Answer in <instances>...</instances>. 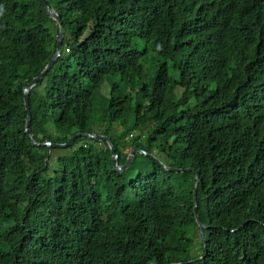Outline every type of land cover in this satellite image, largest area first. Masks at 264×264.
I'll list each match as a JSON object with an SVG mask.
<instances>
[{
  "label": "trees",
  "instance_id": "1",
  "mask_svg": "<svg viewBox=\"0 0 264 264\" xmlns=\"http://www.w3.org/2000/svg\"><path fill=\"white\" fill-rule=\"evenodd\" d=\"M48 3L65 39L31 91L35 141L98 132L120 164L137 146L196 171L34 143L23 88L60 29L41 0H0V264H264V0Z\"/></svg>",
  "mask_w": 264,
  "mask_h": 264
},
{
  "label": "water",
  "instance_id": "2",
  "mask_svg": "<svg viewBox=\"0 0 264 264\" xmlns=\"http://www.w3.org/2000/svg\"><path fill=\"white\" fill-rule=\"evenodd\" d=\"M41 2L44 5V8L47 10L48 14L58 23L59 25V29H60V34H59V38L57 41V49L56 52L54 53L53 57L50 59V61L46 64L45 68L37 75L33 78V80L27 84L26 86H24L23 91H24V103H25V107L27 109V120H26V129L25 131L29 134V127H30V122L32 119V114H31V106H30V96H31V91L32 88L40 81L44 78L45 74L54 66L55 62L58 60V58L61 56L62 54V49H63V43H64V39H65V27L63 24V20L62 17L58 14L57 11H55L48 3V0H41ZM32 141L38 145H49L51 147L54 148H66L69 147L71 144H73V142L76 140V138L78 137H89L95 140H99V141H106L111 149V153H112V163H113V168L116 171H122L126 168L129 167V165L131 164L134 156L136 153H143L149 157H151L152 159H154L155 161H157L159 164H162L164 168H166L169 171H175V172H180V171H196L193 167H187V168H178V167H173V166H168L167 164L163 163L159 158H157L154 154L147 152L146 150L139 148V147H134L130 152L129 155L127 157V160L125 162V164H120L119 163V154L116 151V147L114 142L112 141V139L105 134H101L98 132H89V131H80L75 133L74 135H72L67 142H52V141H47L44 143H40L35 141V139L33 138V136L31 134H29ZM196 177H197V181H196V185H195V189H194V212H195V218L198 222V225L200 227V231L202 234V238H203V244L205 249L207 250V239H206V235H205V230L209 228L208 225H206L205 223L202 222L199 213H198V202H197V192H198V186H199V173H196ZM205 256H200L198 258L189 260L188 262H193V261H197V260H202ZM183 262H173V263H167V264H182Z\"/></svg>",
  "mask_w": 264,
  "mask_h": 264
},
{
  "label": "rangeland",
  "instance_id": "3",
  "mask_svg": "<svg viewBox=\"0 0 264 264\" xmlns=\"http://www.w3.org/2000/svg\"><path fill=\"white\" fill-rule=\"evenodd\" d=\"M111 87V85H110V83L109 82H105V83H103V86H102V91H103V93L104 94H106L107 93V91H109V88ZM43 88H44V84H43ZM92 127V125H90L89 124V128H91ZM158 157V156H157ZM159 158V157H158ZM160 159V158H159ZM199 244V241L198 242H196V244L195 245H198ZM195 246L193 247V248H191V255H193L194 253H195Z\"/></svg>",
  "mask_w": 264,
  "mask_h": 264
},
{
  "label": "clouds",
  "instance_id": "4",
  "mask_svg": "<svg viewBox=\"0 0 264 264\" xmlns=\"http://www.w3.org/2000/svg\"><path fill=\"white\" fill-rule=\"evenodd\" d=\"M26 86V85H25ZM25 105V103H24ZM31 106V105H30ZM26 108V107H25ZM27 110V109H26ZM26 129V128H25ZM26 132V131H25ZM27 133V132H26ZM47 141H50V140H47ZM47 141H44V142H47ZM44 142H40V143H44ZM49 146V145H48ZM51 147V146H50Z\"/></svg>",
  "mask_w": 264,
  "mask_h": 264
}]
</instances>
